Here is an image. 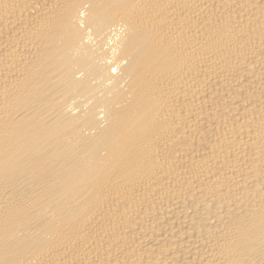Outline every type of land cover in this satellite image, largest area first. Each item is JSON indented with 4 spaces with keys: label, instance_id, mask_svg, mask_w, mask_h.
Here are the masks:
<instances>
[{
    "label": "bare ground",
    "instance_id": "obj_1",
    "mask_svg": "<svg viewBox=\"0 0 264 264\" xmlns=\"http://www.w3.org/2000/svg\"><path fill=\"white\" fill-rule=\"evenodd\" d=\"M0 264H264V0H0Z\"/></svg>",
    "mask_w": 264,
    "mask_h": 264
}]
</instances>
